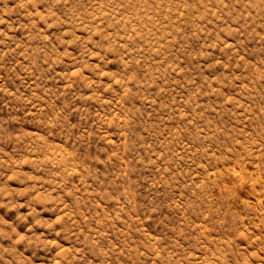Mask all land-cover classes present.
I'll use <instances>...</instances> for the list:
<instances>
[{
    "label": "rangeland",
    "instance_id": "374dc122",
    "mask_svg": "<svg viewBox=\"0 0 264 264\" xmlns=\"http://www.w3.org/2000/svg\"><path fill=\"white\" fill-rule=\"evenodd\" d=\"M0 264H264V0H0Z\"/></svg>",
    "mask_w": 264,
    "mask_h": 264
}]
</instances>
